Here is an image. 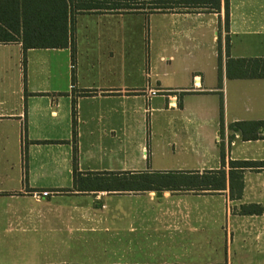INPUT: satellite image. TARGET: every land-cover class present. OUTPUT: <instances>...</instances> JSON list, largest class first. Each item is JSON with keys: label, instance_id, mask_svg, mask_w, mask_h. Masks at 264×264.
<instances>
[{"label": "crops", "instance_id": "obj_1", "mask_svg": "<svg viewBox=\"0 0 264 264\" xmlns=\"http://www.w3.org/2000/svg\"><path fill=\"white\" fill-rule=\"evenodd\" d=\"M229 7L228 33L224 9L77 12L68 48L0 44V264H264V169L244 173L241 199L229 182L131 184L222 170V145L227 173L264 162V129L250 141L229 129L264 122V79L227 74L229 58L264 59V0Z\"/></svg>", "mask_w": 264, "mask_h": 264}, {"label": "trees", "instance_id": "obj_2", "mask_svg": "<svg viewBox=\"0 0 264 264\" xmlns=\"http://www.w3.org/2000/svg\"><path fill=\"white\" fill-rule=\"evenodd\" d=\"M230 0H0V44L21 42L24 54L29 49H64L71 43V22L74 13H194L209 11L221 13L225 10V27L229 32ZM222 41L220 39V50ZM226 52L229 57L230 39L226 38ZM26 70V57H24ZM227 74L230 79H264V59L229 58ZM77 111L73 109V139L77 140ZM230 131L239 133L244 141L260 139L264 122H238L229 126ZM223 133V120H222ZM223 169L206 172L202 176L193 173L187 182L177 181L185 174L141 175L135 185L139 191H161L188 186L205 191H224L229 182L232 198L241 199L244 189V173L247 170H262L264 162L231 161L227 173L226 150L221 147ZM74 178L76 184L81 174L78 172V148L74 149ZM114 176V174H110ZM112 180L119 187L125 183L118 177ZM113 182V183H114ZM112 183V184H113Z\"/></svg>", "mask_w": 264, "mask_h": 264}, {"label": "rangeland", "instance_id": "obj_3", "mask_svg": "<svg viewBox=\"0 0 264 264\" xmlns=\"http://www.w3.org/2000/svg\"><path fill=\"white\" fill-rule=\"evenodd\" d=\"M205 12L209 13V11H205ZM224 29H225V27H224ZM225 37H226L225 30L223 31V28H221L220 39L222 38V40H224ZM205 75H206V79L205 80L207 82L208 78L210 76L209 75V70L206 71ZM207 103H208V106L211 105L210 101H208ZM205 135H206V139H207L208 144L214 142L215 139H216V136H215L216 135V129H212V127L209 125L207 127V129L205 130Z\"/></svg>", "mask_w": 264, "mask_h": 264}, {"label": "built area", "instance_id": "obj_4", "mask_svg": "<svg viewBox=\"0 0 264 264\" xmlns=\"http://www.w3.org/2000/svg\"><path fill=\"white\" fill-rule=\"evenodd\" d=\"M152 94H153V95H156V92H153ZM40 195H41L42 197H49L51 194H50L49 192H42L41 194L36 195V198H39Z\"/></svg>", "mask_w": 264, "mask_h": 264}]
</instances>
